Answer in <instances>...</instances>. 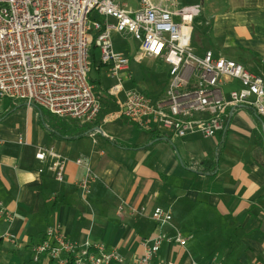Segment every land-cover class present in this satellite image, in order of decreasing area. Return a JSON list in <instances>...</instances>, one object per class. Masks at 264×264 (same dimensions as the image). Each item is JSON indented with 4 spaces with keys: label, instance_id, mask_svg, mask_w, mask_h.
<instances>
[{
    "label": "crops",
    "instance_id": "1",
    "mask_svg": "<svg viewBox=\"0 0 264 264\" xmlns=\"http://www.w3.org/2000/svg\"><path fill=\"white\" fill-rule=\"evenodd\" d=\"M181 4L178 0V7H199L192 35L201 28L214 46L207 50L215 55L234 59L231 46L251 38L252 33L264 42V0ZM196 20L210 21L209 32L208 24L196 27ZM114 46L121 52L115 40ZM138 52L139 43L133 60ZM91 61L90 78L104 101L92 123L59 118L37 105L0 98V202L5 209L0 216V261L19 264L14 260L18 249L6 251L4 242H23L22 250L30 248L32 258L31 246L43 239L48 227L60 223L66 237L74 241L100 235L102 242L98 243H104L107 250L117 249L129 263L144 251L143 241L159 231L148 216H132L131 205L146 207L148 213L163 207L173 218L162 231L172 236L178 230L187 240L185 247L164 241L158 261L264 264V119L250 107L231 106L226 110L224 129L213 138H172L165 131L145 129L120 115L118 99L108 94L114 80L101 64L98 48ZM151 61L160 63L167 81L168 66L162 60L135 62L149 70ZM130 67L125 87L139 89L136 70ZM245 67L264 74V68ZM149 96L158 101L164 94ZM123 98L121 94L119 99ZM18 114L21 120L11 123ZM200 140L209 141L206 145ZM172 141H179L176 147L181 158L173 155L164 167L155 165L150 148L158 143L161 150L171 153ZM39 146L54 148L69 160L63 181L52 173H39L44 165L35 158ZM79 158L94 173L86 195L78 184L83 173V167L76 164ZM120 204H124L122 216L117 212ZM85 206L92 207L94 214L87 213ZM209 230L218 237L226 235L221 230L231 231L232 239L222 250L208 254L201 245ZM6 232L16 235L15 242L2 239Z\"/></svg>",
    "mask_w": 264,
    "mask_h": 264
},
{
    "label": "built area",
    "instance_id": "2",
    "mask_svg": "<svg viewBox=\"0 0 264 264\" xmlns=\"http://www.w3.org/2000/svg\"><path fill=\"white\" fill-rule=\"evenodd\" d=\"M199 12L198 6L178 7V0H0V98L37 105L59 118L94 122L101 103L89 81L93 42L114 80L108 94L118 99L120 115L145 129L165 131L172 138H213L224 129L231 106L250 107L264 119V74L212 50L203 54L194 50L193 20ZM114 34L139 42L135 61L156 58L168 66L163 98L154 101L125 87L131 60L116 51ZM35 158L44 163L40 174L48 172L57 181L64 180L66 157L54 148L39 146ZM76 164L83 167L78 184L86 195L94 173L82 158ZM129 210L132 215L148 216L159 228L143 241L144 251L129 264H179L156 260L164 241L187 244L178 230L172 236L162 231L171 225L172 214L160 206L150 213L146 207ZM4 211L0 202V216ZM117 212L122 216L124 204ZM2 239L15 242L16 235L6 232ZM31 251L35 260L43 254L54 264L127 263L117 249L107 250L103 243L67 238L60 223L48 227Z\"/></svg>",
    "mask_w": 264,
    "mask_h": 264
},
{
    "label": "rangeland",
    "instance_id": "3",
    "mask_svg": "<svg viewBox=\"0 0 264 264\" xmlns=\"http://www.w3.org/2000/svg\"><path fill=\"white\" fill-rule=\"evenodd\" d=\"M181 1V5H188V4H193L194 2H196L197 0H180ZM94 18H97V14H94ZM175 21H178V19L176 18ZM201 24L202 26H204L205 24H208L209 27L206 30L207 32H209L210 30V21L207 20H201L200 22H198V20L195 21V26L197 27V24ZM118 36L116 34L113 35V39L115 40V44L117 46V48H119V50L125 54L131 55H135L137 52V47H138V41L131 39L130 37H126V39L117 38ZM192 45L193 48L195 49L196 52H198L199 54H202L205 50L207 49H212L214 50V46L206 40L204 33L202 32L201 28H198L197 31H194L193 35H192ZM225 46H230L229 44H225ZM234 53L232 54L233 58L239 62H241L242 64H244L245 66H250L251 69L253 70H257L258 67L260 68H264V42H262L260 40L259 37H257L256 35H254L252 33V37L251 38H243L242 42H237L235 43V45L231 46ZM156 63V64H155ZM131 66L133 68V70H136V75L137 78H139V83H137L136 81V85L137 87L140 89H137L138 91L144 92L148 95L151 96H157L160 94H164L168 80H165V77L163 75L164 70H161V65L160 63H158L157 61L155 62H150V67L149 70L148 69H144L142 67H140V65L138 63H136L133 58L131 60ZM92 69V67H91ZM235 84V86L239 87V83L235 82L233 83ZM237 84V85H236ZM231 85L228 84L226 86H224V90L225 92H228V90L230 89ZM95 87V85H94ZM95 90L97 92V95L99 97L100 103L102 104L104 101L101 97V93L99 90L96 89ZM21 120V115L18 114L17 116L13 117L11 119V123L13 122H17ZM207 141L209 140H200L201 143L206 144L207 145ZM175 142V143H174ZM179 141H172L170 142V147L172 150V155L171 153H169V151H165L164 149L161 150L159 147H161L158 143L157 145H155L154 147H151L149 152L154 156V161H155V165H158L159 167H164L166 165L167 162H169L170 158L173 157V155L177 158H181L180 157V153L178 151L179 147H176V144ZM181 150V149H180ZM182 153V150H181ZM172 164H170L169 166H171ZM168 166V167H169ZM169 169H171V167H169ZM160 178V177H159ZM162 180V178H160ZM163 182V181H160ZM83 199V198H82ZM86 200V199H84ZM83 200V201H84ZM87 201H85V204ZM120 206V205H119ZM131 206V205H129ZM91 208V209H90ZM88 208V206H85V210H87V213H93V208L90 207ZM94 214V213H93ZM132 214V213H130ZM113 216V214H112ZM133 216V215H132ZM135 216V215H134ZM220 233L226 234L223 236H216L214 234V231L212 233V231H207V234L204 236V238L206 240H204V243L201 245L203 250L208 251L209 253H214L215 251H220L224 248V246L229 243V241L232 239V235L231 231L228 230H221ZM101 236L100 235H90V240L92 242H102L101 241ZM104 244V243H103ZM2 247L7 251V250H11L14 249V247L17 250V254L16 257L14 258V260H18V263H22L25 259L29 258V254H30V248L29 250L25 251L22 250L24 248V243H16V244H10L7 242H4ZM215 250V251H213ZM159 261H164V260H159ZM178 263V262H177Z\"/></svg>",
    "mask_w": 264,
    "mask_h": 264
},
{
    "label": "trees",
    "instance_id": "4",
    "mask_svg": "<svg viewBox=\"0 0 264 264\" xmlns=\"http://www.w3.org/2000/svg\"><path fill=\"white\" fill-rule=\"evenodd\" d=\"M96 49V46L95 44L92 42L91 46H90V56H91V59L93 58L94 56V50ZM92 63V61H91ZM92 66V65H91ZM89 81L90 83L93 84V81L91 80L90 78V74H89ZM169 138V137H168ZM1 241V240H0ZM0 264H5L3 262L0 261ZM20 264H54L51 260H48L47 257L45 255H40L38 257V259H34L33 257L32 258H29V259H26L24 260L22 263ZM67 264H74L73 262H69ZM112 264H117V263H112ZM125 264H129L128 262L125 263Z\"/></svg>",
    "mask_w": 264,
    "mask_h": 264
}]
</instances>
